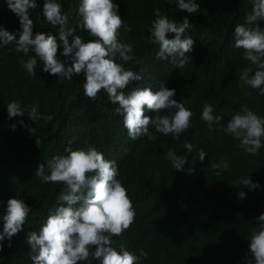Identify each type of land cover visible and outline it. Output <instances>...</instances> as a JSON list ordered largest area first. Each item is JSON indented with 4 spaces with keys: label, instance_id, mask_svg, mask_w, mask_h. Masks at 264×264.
<instances>
[{
    "label": "trees",
    "instance_id": "obj_1",
    "mask_svg": "<svg viewBox=\"0 0 264 264\" xmlns=\"http://www.w3.org/2000/svg\"><path fill=\"white\" fill-rule=\"evenodd\" d=\"M43 2L36 0L37 8L30 10L33 32L56 36L57 58L69 66L71 60L62 55L63 45L59 42L60 26H51L41 15ZM58 2L62 14L68 16L65 27L75 29L85 42L94 39L79 27L81 0ZM114 2L120 6L118 14L124 23L131 27L130 32L121 28L118 39L133 48L129 54L132 60L125 62L117 56L115 61L125 70L142 75L141 80L124 89L125 94L149 87L155 92L163 82L176 90L173 98L184 102L193 113L191 127L177 139L157 133L149 125L152 140L147 136L132 140L123 117L115 112L118 105L108 100L105 90L95 100L83 94V73L68 80L43 72V61L38 60L37 76L33 78L20 63L28 56L10 51L14 44L0 47V231L9 199L23 200L31 208L24 230L13 236L11 247L7 238L0 241V264H33L31 246L26 242L28 234L39 232L58 206L57 196L64 187L42 183L36 171L44 164L45 174H50L47 161L67 155L65 149L69 146L73 150L95 147L106 160L116 161L117 179L126 187L136 215L122 235L111 237L112 246L138 257L143 249L148 255L140 257L137 264H247L250 237L258 227L256 218L264 213V146L257 155H249L226 131V125L244 105L264 118V95L239 79L243 68H255L243 59V49L233 46L235 25L245 23L253 0H197L200 9L193 14L180 11L178 0ZM156 8L172 21L183 22L187 16L192 24L181 37L191 36L194 40L193 50L186 54L188 63L182 69L171 57L156 59L158 46L148 39ZM258 23L264 30V21ZM0 27L12 33L20 29L19 18L5 0H0ZM174 37V33L168 34L169 39ZM12 101L22 109L38 105L41 117L51 114L54 118L50 122L43 118L35 121L25 113L9 119L7 105ZM205 104L213 107L214 116L223 117L213 123L212 130L201 118ZM158 114L170 113L164 110ZM145 115L155 118L156 113L145 109ZM186 143L193 145L192 152L185 148ZM200 149L207 154L204 161L198 158ZM169 150L183 156V170L173 168L165 155ZM212 163L220 167L214 170ZM242 178L258 182L259 187L234 186ZM240 191L246 193L244 199L239 198ZM80 264L99 262L90 256Z\"/></svg>",
    "mask_w": 264,
    "mask_h": 264
},
{
    "label": "clouds",
    "instance_id": "obj_2",
    "mask_svg": "<svg viewBox=\"0 0 264 264\" xmlns=\"http://www.w3.org/2000/svg\"><path fill=\"white\" fill-rule=\"evenodd\" d=\"M5 2L9 10L19 18L20 29L12 33L0 27V47L14 44V49L10 51L28 56L27 60H21L20 63L33 78L37 76L38 60L43 61V72L68 80L83 73V94L95 100L98 93L105 90L108 100L118 105L115 112L123 117V125L132 140L143 136L152 140L154 137L149 131V125L157 133L165 136L171 134L177 139L191 127L193 113L185 107L184 102L173 98L176 90L167 88L165 83L159 82V90L155 92L149 87L136 88L125 94L124 89L133 81L141 80L142 75L125 70L115 61L117 56L125 62L132 60L129 54L133 48L131 44L122 43L118 39L121 28L130 32L131 27L118 14L120 6L114 0H81L78 8L81 17L79 27L94 38L87 42L76 34L75 29L65 27L68 16L62 14V5L58 0H44L41 15L51 26H60L59 42L63 45L62 55L71 60L69 66L57 58L59 44L56 36L43 32L34 34L30 10L37 8L36 0ZM168 2L176 3L177 0ZM178 9L193 14L200 8L197 0H178ZM154 16L156 18L151 24L148 39L158 46L156 59L168 60L171 57L176 67L182 69L188 63L189 56L186 54L193 50L194 40L191 36L181 37L192 24L187 16L183 22L172 21L166 14H161L160 8L155 9ZM258 21H264V0H253L252 8L245 16V23L235 25L233 46L243 49V59L255 68H243L239 79L264 95V30ZM169 33H174L175 37L169 39ZM30 52L34 54L29 56ZM145 109L155 112V118L146 116ZM164 110L170 114H158ZM7 111L9 119L24 116L25 113L35 121L43 118L50 122L54 118L51 114L41 117L38 105H28L27 109H22L16 101L8 103ZM213 112L211 105L203 106L201 118L209 130H212L213 123L223 119L222 116H214ZM11 128L15 130L16 125H11ZM29 131L34 133L33 129ZM226 131L240 141L239 147L249 155H257L264 146V118L246 105L231 117ZM36 143L39 145V139ZM185 148L189 152L193 151L191 143H186ZM65 152L67 155H57L47 161L50 174H45L44 164L36 171V177H40L42 183H60L64 187L57 196L58 206L49 214L39 232L28 234L26 242L31 246L33 264H80L88 261L90 256L99 264H137L140 257H147L148 253L143 249L138 257L127 249L121 248L118 251L112 246L111 237L122 235L134 223L136 215L126 187L117 179L119 172L116 161L106 160L95 147L73 150L69 146ZM165 155L175 170H183L186 163L183 156L171 150ZM206 155L203 149L199 150L200 161H204ZM211 167L215 170L220 165L212 163ZM223 167L226 169L227 164ZM89 173L93 175L89 176ZM241 185L250 189L259 187L258 182L254 183L250 178L234 182V186ZM238 195L240 199L246 197L244 191ZM30 212L31 208L23 200L9 199L0 241L7 238L8 246L11 247L13 236L24 230ZM256 219L258 227L250 237L251 256L247 258V264H253V258L255 264H264V213ZM2 248L0 244V250ZM92 248L94 252L90 251Z\"/></svg>",
    "mask_w": 264,
    "mask_h": 264
}]
</instances>
